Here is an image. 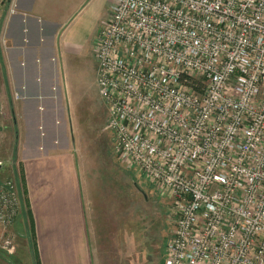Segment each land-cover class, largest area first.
Returning <instances> with one entry per match:
<instances>
[{
  "label": "built area",
  "instance_id": "1",
  "mask_svg": "<svg viewBox=\"0 0 264 264\" xmlns=\"http://www.w3.org/2000/svg\"><path fill=\"white\" fill-rule=\"evenodd\" d=\"M95 40L118 158L170 200L164 264H264V0H112ZM21 212L0 178V250Z\"/></svg>",
  "mask_w": 264,
  "mask_h": 264
},
{
  "label": "crops",
  "instance_id": "2",
  "mask_svg": "<svg viewBox=\"0 0 264 264\" xmlns=\"http://www.w3.org/2000/svg\"><path fill=\"white\" fill-rule=\"evenodd\" d=\"M14 1L13 13L9 4H0L1 93H17L25 116L24 138L12 162L18 164L22 214L12 230L24 233L28 212L39 264H96L103 222L95 216L96 196L86 188L77 159L69 146H59L60 76L71 70L93 31L97 35L112 0Z\"/></svg>",
  "mask_w": 264,
  "mask_h": 264
},
{
  "label": "rangeland",
  "instance_id": "3",
  "mask_svg": "<svg viewBox=\"0 0 264 264\" xmlns=\"http://www.w3.org/2000/svg\"><path fill=\"white\" fill-rule=\"evenodd\" d=\"M105 15L104 9L101 20ZM95 35L93 31L71 70L65 68L60 76L59 116L64 129L59 146L70 147L86 188L96 196L95 216L103 222L96 264H164L165 241L174 221L170 200L159 196L137 168H127L118 158L113 133L107 126V110L97 93ZM1 72L0 68V93L5 83ZM20 102L13 90L0 94V178L14 179L18 190V164L12 162L24 138L25 116ZM17 228L6 234L14 251L0 250V264H33L30 233H19Z\"/></svg>",
  "mask_w": 264,
  "mask_h": 264
},
{
  "label": "trees",
  "instance_id": "4",
  "mask_svg": "<svg viewBox=\"0 0 264 264\" xmlns=\"http://www.w3.org/2000/svg\"><path fill=\"white\" fill-rule=\"evenodd\" d=\"M190 83L193 85V87L196 90H201L203 81L200 78H190ZM28 218H27V222H26V235L30 233V241H31V245H30V254L32 257V260L34 262V264H39V258H38V253H37V248H36V241L34 239V235H33V223H32V219L31 216L29 215V213L27 212ZM32 235V237H31ZM28 236V235H27Z\"/></svg>",
  "mask_w": 264,
  "mask_h": 264
}]
</instances>
